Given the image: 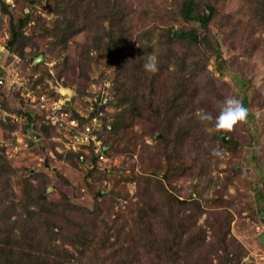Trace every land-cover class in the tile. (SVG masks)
<instances>
[{"label": "rangeland", "instance_id": "1", "mask_svg": "<svg viewBox=\"0 0 264 264\" xmlns=\"http://www.w3.org/2000/svg\"><path fill=\"white\" fill-rule=\"evenodd\" d=\"M2 1L16 18L32 19L25 29L23 52L17 50L13 56L6 50L10 17L0 2V69L9 76L2 88L8 97L0 96V121H7V126L0 124V148L17 171L6 180L7 186L0 183V190L8 189L0 196V232L6 234L12 221L33 223L38 215L44 221L52 216L30 202L33 190L28 185L48 181V204L41 205L45 212L50 203L67 201L86 213L77 214L73 219L77 223L64 229L49 232L43 225L38 230L44 241L41 254L53 250V255L61 254L72 264H161L160 254L168 264H264V24L254 28L251 10L241 0H227L232 22L219 9L212 32L222 58L212 57L208 65L224 98L242 99L249 110L247 118L222 134L223 143L212 136L209 142L207 136L206 149H193L189 141L175 157L168 140L158 137L159 123L150 110L135 112L129 103L119 106L121 94L113 87L116 68L104 46L89 40L84 31L67 42L59 40L56 31L65 24V16L49 0H35L39 1L35 5L32 0ZM127 1L133 43L139 39L153 46L167 27L178 36L186 26L178 12L181 0ZM38 55L41 60L33 62ZM168 67L153 85V108L163 110L167 105L175 66ZM17 73L30 90L58 94L64 103L69 99L66 108L72 114L86 118L99 111L78 131L90 127L96 147L104 142L111 146L109 161L103 163L109 170L91 172V165L77 161L76 154L88 153L84 146L91 143L76 130L48 128L43 138L35 129H25L12 112L25 107L17 94L27 93L18 84L12 86L11 74ZM130 107L132 113L125 119L117 114ZM213 148L222 155L214 156ZM100 190L105 192L102 197L97 195ZM169 191L186 203H176ZM63 220L58 218L57 224ZM75 232L80 233L78 238ZM104 240L109 244L97 248ZM4 242L6 237L1 236L0 244ZM25 263L33 264L26 259Z\"/></svg>", "mask_w": 264, "mask_h": 264}, {"label": "trees", "instance_id": "2", "mask_svg": "<svg viewBox=\"0 0 264 264\" xmlns=\"http://www.w3.org/2000/svg\"><path fill=\"white\" fill-rule=\"evenodd\" d=\"M226 1L181 0L178 12L179 17L182 19L181 22L186 26L182 27L178 36H173V28L167 27L164 30L162 39L153 46L145 45L139 39L133 43L134 33H132L129 23H127L131 17L127 0H116L115 2L110 0H49V3L55 5L57 12L65 16V24L56 31L59 40L67 42L84 31L89 33V40L93 39L101 48L104 46L105 50L111 53L110 58L114 62V69L116 68L113 87H117L121 94L119 106L129 103V105L133 104L135 106V112L140 108L144 113L150 110L154 120L159 123L160 133L158 137L168 140L170 152L176 157L179 148L184 144L183 147L185 148L189 141H193V149L195 147L206 149L203 142L205 141L204 138L208 136L207 140L209 142L213 138V140L223 143L221 136L223 133H228V130H215L212 126L213 122L200 121L198 115H196L197 111L204 109V111L211 112L215 116L219 111L218 102L224 99L221 89L216 87L212 76L209 75L208 65L212 57L217 60L222 58L218 39L214 37L212 32V24L219 9L225 11L224 19L228 18L233 22V16L226 13ZM0 2L2 11L10 17L11 37L7 42L6 50L15 56L17 50L23 52L25 48V29L32 18L30 15L16 18L9 6L2 0ZM38 2L32 0L33 5L38 4ZM241 2L244 8L251 10L254 28H260V25L264 24V0H241ZM106 22L109 26L105 25ZM133 46H136V49L134 53H131L130 49ZM147 53H154L157 57L159 70L155 73L146 72L143 69ZM39 58L38 55L32 61L36 62ZM170 64H173L175 68L171 72V93L167 105L163 110L153 108L151 106L153 102V85L159 74L165 68L169 69ZM35 66L38 67V64H35ZM29 84L36 88V84L32 83L31 79ZM35 92L46 94L53 100L59 99L58 94H51L45 90ZM0 96L8 97L3 89L0 90ZM16 97L24 102L25 107L21 106V108L14 109L12 112L24 122L26 130L29 128L35 129L38 133L44 135L43 138H45L44 133L48 128L59 131L57 126L52 125L47 120V113L41 110L37 104L32 103L25 94L19 92ZM132 107L117 114L119 116L123 115V119H125L132 113ZM96 115H99V111L91 113L86 118L77 112H73V117L79 121L81 126L90 122ZM103 119L104 116L100 117V120L103 121ZM0 124L7 126V121L1 119ZM122 124L125 123L123 122L117 126L113 124V126L118 129L124 126ZM211 128L214 133L208 134L207 130ZM228 142L230 143V140ZM84 147L88 150V153L80 151L75 156L79 163L91 165V172L109 170L95 153L94 143ZM104 147L108 154L111 146L104 142ZM16 173V169L8 164L0 148V183L7 186L6 180ZM47 182H42L37 186L28 184L33 190L30 202L38 203L41 212L52 214V216L46 217L47 221H44L45 218L38 215L37 221L33 223L28 222L29 219L27 221H12L6 234H4L5 230L0 232V237H6L7 241V243L0 244V264H19V261L20 264H28L25 263V259L28 262H33V264H72L61 254L53 255V250L50 252L47 249L48 252L45 255L41 254L39 248L44 244V241L40 234L41 230L40 233H38V230L43 225H47L49 232L59 226V228L64 229L73 222L77 223L73 220L77 214L85 215L86 212L83 208L78 210L75 205L67 201L64 204H60V202L50 203L47 212H45L46 207L41 205L48 204L46 199ZM6 188L0 190V196L3 195L5 190H8ZM97 195L102 197L105 192L100 190ZM170 195L179 205L186 203V201L175 197L171 192ZM58 218L64 219V223L58 222V225ZM79 234V232H75L73 235L78 238ZM137 237L135 236V240ZM9 241L19 243L14 247H10L7 246ZM108 244V241L104 240L103 243L97 245V248L105 247ZM97 248H94L93 253L97 252ZM16 250L20 254L16 255ZM163 257L164 255L160 254L161 264H168L167 260H163Z\"/></svg>", "mask_w": 264, "mask_h": 264}, {"label": "built area", "instance_id": "3", "mask_svg": "<svg viewBox=\"0 0 264 264\" xmlns=\"http://www.w3.org/2000/svg\"><path fill=\"white\" fill-rule=\"evenodd\" d=\"M12 75V76H11ZM10 76L12 81V86L18 84L20 90H25L27 98L32 102L38 105V107L47 113V120L54 126H57L59 130L70 129L78 131L79 121L73 117V114L66 108V104L63 99L53 100L46 94H38L33 90H30L27 84L23 83L22 79L19 77V74ZM14 77L16 79H14ZM9 79V76L5 74L0 75V90L6 85V81ZM14 82V83H13ZM90 127H84L78 133L81 135V138L85 139L86 143H96V137H92ZM81 140V139H80ZM97 144V143H96ZM95 144V147H96ZM95 153L99 156L102 163H106L108 156L106 153V148L99 144L95 149Z\"/></svg>", "mask_w": 264, "mask_h": 264}, {"label": "clouds", "instance_id": "4", "mask_svg": "<svg viewBox=\"0 0 264 264\" xmlns=\"http://www.w3.org/2000/svg\"><path fill=\"white\" fill-rule=\"evenodd\" d=\"M146 72L155 73L158 69L157 57L154 53H147L143 63ZM219 111L214 116L211 112L200 110L198 119L204 122H213V127L217 131H226L233 128L239 122L244 121L248 116V108L244 105L241 98L237 96H227L218 102ZM214 156L222 155L219 148H213Z\"/></svg>", "mask_w": 264, "mask_h": 264}, {"label": "water", "instance_id": "5", "mask_svg": "<svg viewBox=\"0 0 264 264\" xmlns=\"http://www.w3.org/2000/svg\"><path fill=\"white\" fill-rule=\"evenodd\" d=\"M41 60V57L38 59V60H36V62H39ZM69 102H70V100L69 99H66V105H68L69 104ZM40 135H38V134H36V137H39ZM262 242L264 243V235H262Z\"/></svg>", "mask_w": 264, "mask_h": 264}]
</instances>
